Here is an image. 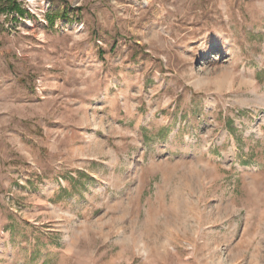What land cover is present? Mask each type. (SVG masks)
<instances>
[{
	"label": "rangeland",
	"instance_id": "rangeland-1",
	"mask_svg": "<svg viewBox=\"0 0 264 264\" xmlns=\"http://www.w3.org/2000/svg\"><path fill=\"white\" fill-rule=\"evenodd\" d=\"M0 7V264H264V0Z\"/></svg>",
	"mask_w": 264,
	"mask_h": 264
},
{
	"label": "trees",
	"instance_id": "trees-1",
	"mask_svg": "<svg viewBox=\"0 0 264 264\" xmlns=\"http://www.w3.org/2000/svg\"><path fill=\"white\" fill-rule=\"evenodd\" d=\"M13 9L16 10L17 12H19L20 15H23L24 14V12L22 11V9L20 7H18V6H16L15 4H13ZM48 19H49V23L50 24H53V20L54 19H52L50 17Z\"/></svg>",
	"mask_w": 264,
	"mask_h": 264
}]
</instances>
